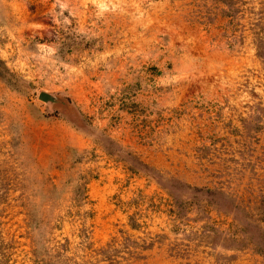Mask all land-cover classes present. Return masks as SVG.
I'll return each mask as SVG.
<instances>
[{
  "label": "rangeland",
  "instance_id": "obj_1",
  "mask_svg": "<svg viewBox=\"0 0 264 264\" xmlns=\"http://www.w3.org/2000/svg\"><path fill=\"white\" fill-rule=\"evenodd\" d=\"M245 2L0 0V264H264Z\"/></svg>",
  "mask_w": 264,
  "mask_h": 264
},
{
  "label": "trees",
  "instance_id": "obj_2",
  "mask_svg": "<svg viewBox=\"0 0 264 264\" xmlns=\"http://www.w3.org/2000/svg\"><path fill=\"white\" fill-rule=\"evenodd\" d=\"M245 0H216L217 9L220 11V14L228 16V17H235L238 16L240 13L239 9L245 4ZM222 7V8H221ZM264 8V4H263ZM263 24V21L261 22ZM210 196H217L219 193H215L212 190L206 191ZM59 264H62V261H58Z\"/></svg>",
  "mask_w": 264,
  "mask_h": 264
},
{
  "label": "water",
  "instance_id": "obj_3",
  "mask_svg": "<svg viewBox=\"0 0 264 264\" xmlns=\"http://www.w3.org/2000/svg\"><path fill=\"white\" fill-rule=\"evenodd\" d=\"M39 100L48 104V105H54L58 102V97L56 95L47 93V92H41L38 96Z\"/></svg>",
  "mask_w": 264,
  "mask_h": 264
}]
</instances>
